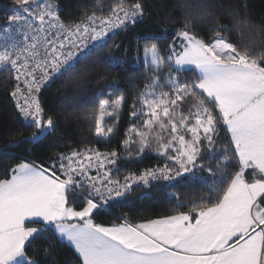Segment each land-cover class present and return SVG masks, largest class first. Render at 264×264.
I'll return each mask as SVG.
<instances>
[{
  "label": "snow or ice",
  "instance_id": "1",
  "mask_svg": "<svg viewBox=\"0 0 264 264\" xmlns=\"http://www.w3.org/2000/svg\"><path fill=\"white\" fill-rule=\"evenodd\" d=\"M0 34V72L14 81L10 96L23 128L34 129L7 147L42 143L57 121L45 111L43 88L67 73L83 79L98 66L123 70L114 55L97 58L117 30L142 22L143 0H115L104 13L92 11L77 22L61 20L55 0H13ZM238 33L258 34L245 15L230 12ZM229 25L217 19L206 39L191 22L144 37L145 83L131 107L130 125L119 148L87 147L57 153L47 166L25 156L0 178V264H41L57 245L73 251L75 264H264V41L233 43ZM119 48L120 45H115ZM78 65L82 67L78 68ZM191 73V75H189ZM100 76L97 80H103ZM94 93L86 118L98 140L110 141L125 102L116 83ZM223 135V141L221 139ZM0 151H4L0 149ZM152 151L163 166L118 177L121 160ZM199 173H206L205 177ZM186 182L203 190L189 202L169 194L177 211L133 223H97L95 214L125 197L133 186L152 181ZM37 240L47 243V248Z\"/></svg>",
  "mask_w": 264,
  "mask_h": 264
},
{
  "label": "trees",
  "instance_id": "2",
  "mask_svg": "<svg viewBox=\"0 0 264 264\" xmlns=\"http://www.w3.org/2000/svg\"><path fill=\"white\" fill-rule=\"evenodd\" d=\"M115 0H100L104 13L107 14V5ZM59 6L60 15L64 21L74 23L79 21L85 13L101 11L96 0H55ZM146 15L142 22L130 26L126 30L118 32L115 40H109L108 44L98 53L89 57L88 64H95L97 58L103 59L114 55L123 62V70H108L102 65L98 70L83 79H76L77 73H67L57 78L47 88L41 91L40 100L46 112L57 121L55 132L49 135L42 143L36 145L24 143L17 147H7L21 139L19 130L24 135H30L34 129L23 128L22 118L18 115L15 103L10 96L14 81L10 79L8 72H0V178L6 167H11L19 162V157L25 156L29 151L32 155L28 158L46 166L50 158L57 153H68L70 150H83L84 148H98L100 151H108L119 148L124 139L126 129L130 125V111L137 93L142 90L147 72L143 66V48L146 43L144 37L163 30L167 35L159 44L166 48L174 37V30L183 27L185 21L191 22V29L199 36L208 38L212 34L217 19L220 23L228 24L229 36L233 43L248 44L251 40L257 41V50L261 47L260 41H264V0H143ZM14 7L13 0H0V29L7 23V15ZM238 10L241 18L245 15L254 24L258 25V34L249 35L247 31L243 35L232 27L233 17L230 12ZM120 47L116 48L115 45ZM78 68L82 65H78ZM191 75V73H189ZM104 79L97 82L98 78ZM116 83L119 94L123 95L125 102L118 116L107 117L106 123L116 126L115 133L110 141L98 140L94 136V125L86 118L88 108L96 103L94 93L98 90L110 91L107 85ZM223 141V135L221 137ZM125 161V162H124ZM123 170L139 172L148 167L163 166L164 159L157 157L152 151L145 152L141 157L132 160H123ZM122 174V172H120ZM210 184L206 173H199ZM174 181L159 180L150 186L134 187L122 200L111 203L106 210L95 214L97 223L110 225L120 222L117 217H127L133 223L148 219H156L177 211L175 202L169 198V194L177 192L184 202L194 199L203 190L199 185L189 191L181 178ZM39 245L47 248L43 240H37L34 247ZM54 257L58 264H75L73 251L62 245H57ZM41 264H52V257H46L43 252L36 257Z\"/></svg>",
  "mask_w": 264,
  "mask_h": 264
},
{
  "label": "rangeland",
  "instance_id": "3",
  "mask_svg": "<svg viewBox=\"0 0 264 264\" xmlns=\"http://www.w3.org/2000/svg\"><path fill=\"white\" fill-rule=\"evenodd\" d=\"M106 118H107V117H106ZM121 162H123V160H121V161H120V164H119V167H120L121 170H120L118 173H116V175H117L118 177H120V178H122L124 175L127 174V172L123 170L124 168H123ZM124 162H125V161H124ZM120 172H122V174H120ZM157 181H159V180H157ZM157 181H152L151 184H152V183H155V182H157ZM151 184H150V185H151ZM134 187H136V186L134 185L133 188H134ZM123 198H124V197H121V198H118L117 200L111 201L110 204H111V203H115L116 201H120V200H122Z\"/></svg>",
  "mask_w": 264,
  "mask_h": 264
},
{
  "label": "built area",
  "instance_id": "4",
  "mask_svg": "<svg viewBox=\"0 0 264 264\" xmlns=\"http://www.w3.org/2000/svg\"><path fill=\"white\" fill-rule=\"evenodd\" d=\"M60 11V9H59V6H58V12ZM59 15H60V12H59ZM60 17H61V15H60ZM61 20L64 22V23H66L65 21H64V19L61 17ZM7 23H8V21H7ZM7 23H6V25H7ZM67 24V23H66ZM5 25V26H6ZM4 28V27H3ZM3 28H1L0 29V34H2V30H3ZM118 32H120L121 30H117ZM54 82V81H53ZM52 82H50V84H51ZM49 84V85H50ZM49 85H47L45 88H47ZM45 88H43L42 90H44Z\"/></svg>",
  "mask_w": 264,
  "mask_h": 264
}]
</instances>
